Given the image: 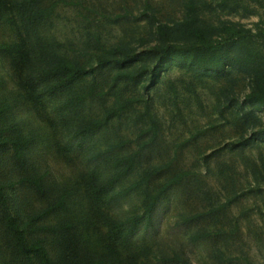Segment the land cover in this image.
<instances>
[{"label":"rangeland","instance_id":"1","mask_svg":"<svg viewBox=\"0 0 264 264\" xmlns=\"http://www.w3.org/2000/svg\"><path fill=\"white\" fill-rule=\"evenodd\" d=\"M66 1L68 4L58 6L45 34L63 45L60 50L64 54L87 68L97 66L98 55L111 59L128 54L139 56L133 65L112 63L103 72L95 73L98 91L104 92L117 73L152 68L155 58L150 48L161 44L156 24L173 25L185 16V0ZM198 4L204 25L233 23L264 37V0L234 11L223 9V0H198ZM13 37L0 28V43L10 42ZM93 81V76L87 77L76 90L88 92ZM18 83L10 64L0 58V104L15 99ZM149 85L148 78L137 86L122 81L107 98L89 97L77 111L63 114L57 108L66 95L46 97L43 107H31L18 100L11 112L12 123L19 124L26 136L37 137L30 152V173L36 170L46 174L49 183L65 190L77 188L80 172L98 163L88 161L90 152L107 151L122 141L131 143L106 152L108 159L137 149L134 140L141 128L149 124L151 127L152 116L159 136L152 162L168 166L154 184L178 172L186 171L190 176L184 185L168 193L151 225L147 218L140 224L141 229L130 239V251L139 255L141 264H179L162 260L164 254L175 253L188 264H264V107L245 102L253 85L252 75L235 69L223 75H203L173 66L162 74L156 87L146 90ZM126 98L136 102L108 127L86 143L72 139L71 127L78 120L102 117L107 109L117 107ZM147 165L146 161L137 164L111 194L140 181ZM27 175L0 171V184ZM142 189L143 186L135 187L114 200L113 212L122 219L142 215ZM5 191L11 204L21 191H29L33 204H40L35 188L28 184L6 186ZM75 206L76 202L72 205L73 216L77 220L86 218L82 208ZM212 208L217 210L216 218L189 219ZM47 223L54 224L55 219L51 217ZM205 229L224 234L191 241Z\"/></svg>","mask_w":264,"mask_h":264},{"label":"trees","instance_id":"2","mask_svg":"<svg viewBox=\"0 0 264 264\" xmlns=\"http://www.w3.org/2000/svg\"><path fill=\"white\" fill-rule=\"evenodd\" d=\"M250 3L260 4V0H223L222 8L234 11ZM60 4L68 2L0 0V28L14 36L10 42L0 43V58L10 64L19 78L15 99L0 104V171L3 174L6 171L28 174L17 181L10 179L0 184V264H141L139 255L130 251L132 235L141 229L140 224L145 218L152 224L154 213L168 193L184 185L190 176L189 172H178L154 184L156 177L168 166L152 162L159 137L152 116L151 127L149 124L141 128L134 140L137 149L108 159L106 152L126 148L131 143L122 141L107 151L90 152L88 161L98 163L88 171L80 172L77 188L65 190L49 183L46 174L36 170L30 173V152L37 137L26 136L21 133L19 124L12 123L14 104L22 100L31 107H43L46 97L66 95L57 109L61 114L74 112L89 97L107 98L122 81L137 86L148 78L150 85L146 90L156 87L162 74L175 66L197 70L203 75H223L231 69L249 73L253 85L245 102L264 107V37L238 24L204 25L198 0H185L182 21L173 25L156 24L161 44L150 48V54L155 58L152 68L117 73L111 79L109 90L104 92L98 91L95 73L103 72L112 63L123 67L133 65L139 56L128 54L111 59L98 55L97 66L91 68L71 59L60 50L63 47L60 42L45 35ZM215 35L221 36L220 39L214 38ZM107 53L118 54L117 51ZM89 76H93L94 81L88 92H78L77 86ZM135 102L136 99L126 98L117 107L107 109L102 117L81 118L71 127L72 139L80 144L88 142ZM142 161L148 163L142 179L111 194L114 186ZM17 184L35 188L40 204H33L29 191H21L11 206V197L5 187ZM139 186L144 188L141 190L144 213L119 218L113 212V201ZM75 202L84 211L86 218L83 220L73 216ZM216 212V208H212L189 219L200 221L212 215L216 218ZM51 217L55 219L54 224L47 223ZM223 234L221 230L205 229L192 236L191 241L196 243ZM162 260L188 264L179 253L164 254Z\"/></svg>","mask_w":264,"mask_h":264}]
</instances>
